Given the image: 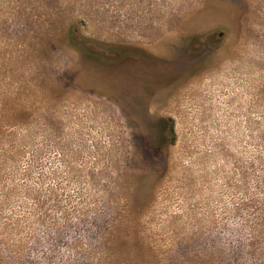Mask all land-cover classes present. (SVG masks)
<instances>
[{"label":"rangeland","instance_id":"rangeland-1","mask_svg":"<svg viewBox=\"0 0 264 264\" xmlns=\"http://www.w3.org/2000/svg\"><path fill=\"white\" fill-rule=\"evenodd\" d=\"M0 264H264V0H0Z\"/></svg>","mask_w":264,"mask_h":264},{"label":"trees","instance_id":"trees-1","mask_svg":"<svg viewBox=\"0 0 264 264\" xmlns=\"http://www.w3.org/2000/svg\"><path fill=\"white\" fill-rule=\"evenodd\" d=\"M76 44H80L82 45L83 49L85 50V52L93 57H97V58H105L107 57V48L104 44L100 43V45H98V48H94L91 46L90 43L86 42V43H81L78 42L75 38L72 39ZM89 44V45H88ZM114 53H120L118 50L113 51ZM172 132L174 134V128H173V123H172Z\"/></svg>","mask_w":264,"mask_h":264}]
</instances>
